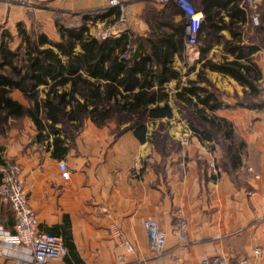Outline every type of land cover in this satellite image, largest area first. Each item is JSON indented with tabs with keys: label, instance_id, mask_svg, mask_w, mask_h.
I'll return each mask as SVG.
<instances>
[{
	"label": "crops",
	"instance_id": "1",
	"mask_svg": "<svg viewBox=\"0 0 264 264\" xmlns=\"http://www.w3.org/2000/svg\"><path fill=\"white\" fill-rule=\"evenodd\" d=\"M121 1L125 29L146 35L155 23L154 17L176 11L174 21L183 24L184 33V17L175 3ZM192 1L197 9L203 7L202 0ZM235 1L240 6L241 0ZM40 3L39 13L48 19L49 26L53 25L49 18L54 11L99 13L119 9L109 5L108 0H43ZM229 7L217 8L224 26L215 38L206 39L208 51L202 61L233 60L234 55L226 50L229 43L256 47L249 57L261 72L259 85L264 90V22L261 20L264 0L258 9V25L252 22L250 10L246 8H242L244 21L236 16L231 19ZM29 10L0 2V19L16 23L17 28V24L27 23ZM110 18L114 16L97 21L102 23ZM114 32H117L115 27ZM183 46L186 48L185 37ZM182 54L175 55L173 62L179 73L177 65ZM209 72L223 80L217 87L222 100L229 105L215 114L231 121L246 144L241 165L232 173L221 165L220 146L200 141L187 123L178 119L176 109L172 118L161 119L168 133L162 151L150 140L140 143L131 131L116 134L113 122L97 126L86 119L72 141L65 144L68 150L57 156L53 155V136L38 141L36 127L29 117L9 120V128L0 134V159L22 166L24 190L37 216L39 230L60 233L59 236L68 232V241L74 248V252L68 251L56 264H119L121 258L129 264H193L215 256L230 261L246 257L254 264H264V106H237L238 97L248 89L229 75ZM170 82L176 87V79ZM12 96L26 104L19 91H14ZM158 124L156 121L148 125L149 136ZM183 138L186 143H182ZM59 161L66 165L68 179L61 177ZM178 217H183L188 225L185 243L179 241L175 232ZM145 219L156 221L166 233L165 254L161 258H156L148 248L142 227ZM0 226L14 231L13 214L1 200ZM113 228L130 242L132 251L118 245ZM256 247L262 251L260 258L252 253ZM3 263L11 264L0 257V264Z\"/></svg>",
	"mask_w": 264,
	"mask_h": 264
},
{
	"label": "trees",
	"instance_id": "2",
	"mask_svg": "<svg viewBox=\"0 0 264 264\" xmlns=\"http://www.w3.org/2000/svg\"><path fill=\"white\" fill-rule=\"evenodd\" d=\"M190 1L196 7L195 1ZM202 3L204 20L198 35L201 60L208 51L206 39L215 38L224 26L217 8L230 6L231 19L236 16L238 20H245V12L235 0H202ZM92 13L82 14L77 24L55 20L57 39H51L44 32L32 34L19 23V41L13 46L12 33L1 32L0 134L7 131L10 119L27 116L36 127L37 140L43 141L52 135L53 155L60 156L68 150L67 141H72L83 122L90 119L97 126L113 122L116 134L131 131L140 143L150 140L162 151L168 133L161 119L173 116L172 95L167 84L176 79L173 97L178 107L185 110L182 117L190 131L200 141L220 146L223 168L232 173L240 166L246 144L231 121L215 114L229 105L209 84L205 69L229 75L248 89L245 95L251 102L238 100L237 106L263 107L256 100L262 93L261 72L249 57L257 48L229 43L226 50L234 55L233 60L221 63L204 60L197 78L180 84L181 74L173 62L175 55L181 56L184 51V33L183 24L174 21L176 11L154 17L149 34L136 37L135 50H130L129 30L104 37L90 33V22L109 16H114L110 20L114 22L120 16L119 9ZM262 14L264 22V9ZM14 91L23 95L26 104L13 98ZM156 121H159L158 127L149 136L148 125ZM61 237L68 251L74 252L68 232L61 233Z\"/></svg>",
	"mask_w": 264,
	"mask_h": 264
},
{
	"label": "built area",
	"instance_id": "3",
	"mask_svg": "<svg viewBox=\"0 0 264 264\" xmlns=\"http://www.w3.org/2000/svg\"><path fill=\"white\" fill-rule=\"evenodd\" d=\"M43 0H0L6 5L17 4L23 8L35 7ZM157 4L175 3L181 10L184 17V37L186 48L194 53L193 59L198 55V35L204 20L201 10L193 6L189 0H147ZM263 0H241L240 7L245 9L250 7L251 20L254 24H259V4ZM111 6L120 9L119 20H125L124 5L121 0H108ZM247 9V8H246ZM185 138L182 143H186ZM58 168L61 177L69 178V171L66 165L59 161ZM249 172L251 168L247 169ZM0 200L10 207L14 217V231L10 232L0 226V257L6 258L11 264H56L64 258L68 249L63 239L59 235L45 233L38 228V219L34 210L28 203V198L24 190L22 181V166L15 161L3 160L0 165ZM176 233L180 241L187 237V222L183 217L176 219ZM146 241L150 252L161 258L165 254L166 233L152 219H145L142 222ZM114 236L119 246L127 251H132L133 247L123 234L113 228ZM256 258H260L262 251L259 247L252 250ZM119 264H129L124 258ZM193 264H254L246 257H240L235 261L227 260L224 257L202 258Z\"/></svg>",
	"mask_w": 264,
	"mask_h": 264
},
{
	"label": "rangeland",
	"instance_id": "4",
	"mask_svg": "<svg viewBox=\"0 0 264 264\" xmlns=\"http://www.w3.org/2000/svg\"><path fill=\"white\" fill-rule=\"evenodd\" d=\"M262 3H263V1L259 5H261ZM40 6H41V3H39L35 7L30 8V10L26 12L27 23H23L22 25L26 28V30L28 32H31L32 34L36 35L39 32H44L51 39H57L58 38V35L56 34V29H54L55 20H60V21L64 22L65 24H77L80 22L81 15L89 12V11H80V12H76V13H71V12L54 11L49 18L50 19L49 23H52L53 25L49 26L46 23L47 22L46 20H48V19H46L45 17H42L40 15L41 13H39V10L41 8ZM246 8L248 10H250V7L248 5H246ZM89 13L94 14L92 12H89ZM110 20H111V18L106 19L105 21H103L104 23L103 22L101 23V21L90 22L89 23L90 33L96 37H104L106 35L112 34L114 27L117 29V32H114L115 34H118L119 32H121L123 30H129V32L131 34L130 35V37H131V43H130L131 49L130 50H135V48H136V46H135L136 37L142 36L144 34H142V33L140 34L139 32L132 31L130 29H125L124 28L125 27V20L122 21V20H119V18L116 20V22H112ZM150 29H149V31H150ZM5 30L10 31L12 33V35L14 36V41L12 42L13 46L15 44H17L19 39L17 38L16 23H14L12 21H8L6 18L0 19V35H1V32L5 31ZM149 31H148L147 35L149 34ZM197 50H198V55H197L198 57H197V59H193V57L195 56L194 53L191 52L189 49L184 48V53L182 54V58L178 60L179 65H177L180 68L181 75H183L182 76L183 78L180 80V84H186L188 79H196L197 78V72L199 71L202 62L204 61V60L203 61L201 60L199 44L197 46ZM208 55H209V53H208ZM184 74H187V75L184 76ZM216 77H217L216 74H211L207 68L205 69V78L207 79L209 84L212 86V88L220 93V90L217 86H219V83L221 81L223 82V80L221 79V77H218V78H216ZM204 84L205 83H201V85H204ZM167 89L169 90L170 94L173 96L174 90H175V84L173 82L168 83ZM238 90L240 91V89H238ZM245 92L246 91H243V94L241 96H239L237 100L242 101L244 103H250L251 98H247L245 95ZM240 94H241V92H240ZM256 100L259 104L264 105V90H262V93L260 94V96L257 97ZM170 104L172 105L173 109L177 110L178 119L180 121L186 122V120L183 119V117H182V115L185 113V110L178 107V105L175 103V99L173 97L170 99ZM175 232H176V224H175ZM187 233H188V225H187ZM178 239H179V237H178ZM186 240H187V237L183 241H180V240L179 241L181 243H185ZM3 264H5V263H3Z\"/></svg>",
	"mask_w": 264,
	"mask_h": 264
}]
</instances>
